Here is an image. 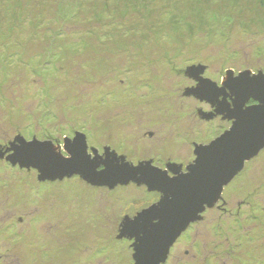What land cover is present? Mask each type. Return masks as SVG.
Masks as SVG:
<instances>
[{"label": "rangeland", "instance_id": "rangeland-1", "mask_svg": "<svg viewBox=\"0 0 264 264\" xmlns=\"http://www.w3.org/2000/svg\"><path fill=\"white\" fill-rule=\"evenodd\" d=\"M262 1L0 0V264H135L123 224L161 193L79 175L43 183L7 161L11 145L21 137L66 153L83 134L93 155L185 173L197 147L232 127L186 95L198 86L188 71L205 66L220 87L229 71L264 74ZM165 264H264V150Z\"/></svg>", "mask_w": 264, "mask_h": 264}, {"label": "water", "instance_id": "water-1", "mask_svg": "<svg viewBox=\"0 0 264 264\" xmlns=\"http://www.w3.org/2000/svg\"><path fill=\"white\" fill-rule=\"evenodd\" d=\"M206 67L200 65L189 69L188 76L198 82L197 88L188 90L187 96H194L201 101H207L216 108V115H223L224 119L232 122L230 130L226 131L220 138L212 142L209 146H200L196 148L195 154L197 160L195 164L187 167V171L182 172L181 168L168 166L167 170L159 169L153 166L152 162L140 163L141 170H150L151 166L156 171L167 176L169 180L182 181L184 177L195 176L197 184L189 185L185 183L178 184L176 189L167 195V190L163 186L152 181L147 175L136 176H118L110 180L97 179L96 175L82 174L71 169L58 171H41L31 164L21 161L17 155V148L22 143H27L21 137L16 138L11 145L7 158L13 166H20L21 169H34L39 173L40 182H57L65 178H71L75 175L81 176L87 183L94 187H109L114 189L117 186H125L129 183L145 184L149 192H159L162 194L160 203L153 205L148 210L139 215L140 219L150 221L159 216L163 222V230L159 241L153 247L150 253V264H165L171 253V249L176 241L187 231L191 224L201 221L202 214L215 206L221 199L225 186H227L244 168L245 164L257 157L264 150V74L252 75L251 72L240 73L235 76L233 71L227 73L226 79L221 87L205 79ZM247 79L249 82H255V86L246 95H237L227 84L232 80L240 78ZM204 84L212 85L217 89L216 94H209L202 89ZM253 101L254 105H248ZM211 115L210 117H212ZM83 144L86 142V136L78 134L74 143ZM48 144L52 148V142H28ZM71 150V142L66 141ZM237 145H240L237 147ZM107 157L115 156L117 159L126 160L115 153L107 151ZM193 173V174H192ZM172 174V175H171ZM173 176V177H172ZM166 193V194H165ZM199 194L194 200L189 198ZM136 218V219H137ZM159 223L160 221H154ZM131 220L127 219L123 224L121 236H128L127 226ZM135 238V237H131ZM133 259L135 264H141L142 257L136 251V242L134 244Z\"/></svg>", "mask_w": 264, "mask_h": 264}, {"label": "snow or ice", "instance_id": "snow-or-ice-1", "mask_svg": "<svg viewBox=\"0 0 264 264\" xmlns=\"http://www.w3.org/2000/svg\"><path fill=\"white\" fill-rule=\"evenodd\" d=\"M255 86V82H249L247 79L240 78L232 80L225 85V88H231L237 95H246ZM202 89L209 94H216L217 89L212 85L202 82ZM240 145H237L239 147ZM17 155L21 161L27 162L41 171H58L71 169L82 174H92L100 180H110L118 176H136L147 175L152 181L163 186L167 190V195L174 191L178 184L185 183L189 185L197 184L194 179L196 175L184 177L182 181L169 180L167 176L156 171L141 170L139 167H132L126 160L117 159L115 156L102 157L99 152L93 148L95 155L89 152L85 142L71 143V150L67 146V152L63 153L58 148H52L48 144L41 143H22L17 148ZM193 174V173H192ZM166 194V193H165ZM199 194L191 199H195ZM154 221H160L154 223ZM163 230V222L159 216L150 221L137 218L127 226L128 235L135 237L136 251L142 257L141 264H150V253L156 243L159 241Z\"/></svg>", "mask_w": 264, "mask_h": 264}, {"label": "trees", "instance_id": "trees-1", "mask_svg": "<svg viewBox=\"0 0 264 264\" xmlns=\"http://www.w3.org/2000/svg\"><path fill=\"white\" fill-rule=\"evenodd\" d=\"M262 5H264V0L262 1V3H261Z\"/></svg>", "mask_w": 264, "mask_h": 264}, {"label": "flooded vegetation", "instance_id": "flooded-vegetation-1", "mask_svg": "<svg viewBox=\"0 0 264 264\" xmlns=\"http://www.w3.org/2000/svg\"><path fill=\"white\" fill-rule=\"evenodd\" d=\"M167 168H168V166H167ZM172 175V174H171Z\"/></svg>", "mask_w": 264, "mask_h": 264}]
</instances>
